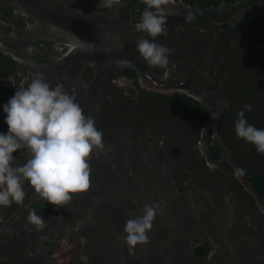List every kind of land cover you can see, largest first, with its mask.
I'll list each match as a JSON object with an SVG mask.
<instances>
[{"label": "flooded vegetation", "instance_id": "1", "mask_svg": "<svg viewBox=\"0 0 264 264\" xmlns=\"http://www.w3.org/2000/svg\"><path fill=\"white\" fill-rule=\"evenodd\" d=\"M75 1L81 3L75 4ZM144 7L142 0H121V4L112 7H105L104 0H0V32L9 27L19 32L16 29L21 17L25 33L22 34L24 42L21 48L28 57L36 55V60L30 59L26 65L0 49V133L8 131L3 105L14 95L15 86L19 88L24 80L21 79L20 65L27 71L26 78L32 79L39 74L48 81L60 80L58 85L64 89V83L71 86L68 74L77 62L84 67L78 70L79 73L83 71L84 80L95 76L97 80L115 78L113 82L116 85L122 83L123 96H113L112 99H117L119 104L133 95L131 99L148 109L152 117L154 111L157 113L158 117L155 115V118L158 121H161L159 115L171 116L173 112L203 121L204 126L198 133L200 144L198 140L197 145L203 161L213 164V167L229 166L244 181L240 192L243 205L249 211L260 205L264 211V197L252 188L244 169L231 156L219 136L221 122L225 124L228 120L233 123L237 117L234 112L236 107L229 105L231 96L220 66H226L223 58L237 45L235 35L264 33V0H175L174 4L166 6V35L157 37L155 42L170 49L167 75L164 69L150 66L136 51L137 40L152 39L146 33L134 29V23L138 22ZM35 12L39 13L42 20L33 26L31 34L29 30L33 25L31 19H36ZM50 31L56 37L62 34L66 38L67 33L74 32L76 38L82 41L68 48L66 38L56 39L61 42L60 46L66 48L65 51L60 48L61 54L56 57V45L51 49L45 37ZM43 44L46 47L44 53H40ZM93 63L99 68L98 71L92 66ZM105 68L112 69L107 72ZM112 70L114 73H111ZM256 86L252 88L253 91L261 89L260 84ZM127 87L133 93L126 90ZM106 92L111 93L109 85ZM179 94L190 100V113L173 105V98ZM112 108L109 103L107 106L91 107L87 116L96 119L99 113L106 118ZM212 115L218 119H213ZM245 116L249 123L264 127V116L251 113H245ZM207 126H211V134L205 130ZM146 129L140 125V130ZM161 129L158 137L151 133L153 137L134 135L131 140H124L128 146L123 151L125 163L119 167V160L115 158L114 165L108 168V175L119 178L122 175L119 170L128 171L131 164L135 183L139 177L145 179L148 174L159 180L171 175L173 164L181 169L183 162H196L198 156L193 153L195 145L192 146L196 130H187V145L183 149L184 134L174 130L170 123ZM124 132L123 128L116 129L119 136L124 135ZM211 146L218 147L217 155L210 149ZM252 148L256 151L254 146ZM136 154L140 155L137 162L142 164L139 168L134 160ZM13 155L18 166L23 165L28 158L23 151ZM180 157L181 161L177 162ZM256 157L260 161V155L256 154ZM256 167L264 173L261 166ZM145 186L150 187L148 184ZM167 188L165 186V190ZM32 191L26 184L22 205L13 203L7 207L0 206V264H54L48 262L46 254H51L53 240L60 237L62 230L44 217L43 229L38 230L29 222L30 212L38 214L43 206L42 199ZM29 195H32L31 199H28ZM145 204L136 209L127 207L122 211L115 208V213L111 212L112 216L105 221L98 219L96 224H92L94 219L90 220L91 224H76V229L67 231L69 247L63 251L66 258L56 264H84L78 260L77 254L86 256L87 264H260L261 258H264V222L257 224L255 246L245 240V236L248 238L245 232L241 241L231 244V251H228L223 240L227 231L223 234L218 219L205 218L208 214L203 210L195 211L191 201L184 205L158 203L155 195L148 202L159 206L153 228L148 232L149 242L137 245L130 252L124 243L122 227L127 219L142 215ZM110 205V202L102 204L101 209L105 207L108 210ZM236 232V229H232L233 234ZM205 243L207 252L199 254V247ZM260 251H263V255L258 256ZM232 255L233 258L230 257Z\"/></svg>", "mask_w": 264, "mask_h": 264}, {"label": "rangeland", "instance_id": "2", "mask_svg": "<svg viewBox=\"0 0 264 264\" xmlns=\"http://www.w3.org/2000/svg\"><path fill=\"white\" fill-rule=\"evenodd\" d=\"M73 3L80 4L81 2L75 1ZM34 16L36 19H31V24L33 25L29 30L31 34L34 31L33 26H36L42 20L38 12H35ZM21 20L22 18L20 17L19 27L16 29L19 32L12 31L11 27L0 32V49L9 53L19 62L21 61L27 65L30 59L36 60V55L28 57L21 48V44L24 42L22 34H25ZM50 24L52 25V22ZM82 28L81 30H84ZM67 34V38L66 35L62 34V36L56 37L50 31L48 36H45L46 41L51 45V49L53 45H56V57L61 54L59 51L60 48L63 51L66 49L60 46L59 43L61 42L56 41V39L61 37L66 38L68 40L66 41L68 48H72L73 45L80 44L82 41L76 38L77 34L74 32ZM235 38H237V45L235 44L230 54H227L223 58L226 66L222 67V64L220 66L226 76L227 89H229L231 96L229 98V105L236 107L235 113L243 110L245 105H247L250 107V111L246 110L245 113L264 116V33L248 36L235 35ZM93 41L95 42L96 40L93 39ZM40 42L43 43L44 41ZM100 43L102 45V41ZM45 47L46 45L43 44L40 53H44ZM77 64L76 62L73 66V71L68 74L72 82L71 86L64 83V90L75 96L76 102L82 107L85 115L90 112L91 107L97 108L100 105L107 106L109 103L113 108L109 111V115L106 118L100 116L98 113V116L94 119L95 126L104 134V149L94 152L90 160V189L83 193L74 194L70 203L65 207H55L47 201L42 200L43 206L39 210L38 215L41 214L49 223L56 225V228H61L62 230L60 233L61 238L59 237L57 240H53L54 247L50 250L51 254H46L48 262L56 264L57 261L66 258V254H63V251L69 247L66 241L67 231L76 229L78 227L76 224H81L82 222L90 223L92 219H94L92 224L98 223V219L105 221L112 216L111 212L115 213L113 211L115 208H120V211L127 207L136 209L144 203L148 204L154 195L158 203L184 205L186 202L189 204V201H191L195 211L203 210V212L208 214L205 218L211 217L212 220L218 219L223 234L227 231V235L223 236L226 250L231 251V244L240 242L245 232L248 233V238L246 236L244 237L245 240L255 246V243L257 244V239L255 238L257 224L264 222V211H262L260 205L255 206L253 211H249L243 205L240 192L244 187V181L236 176L229 169V166L225 168L223 166L213 167V164H206L205 160L203 161L201 151L197 147L199 134L204 126L203 121H198L196 117H194L196 120L191 117L186 118L180 114H175V112L171 116L169 114L168 116L166 115V117L159 115L161 121H158L155 118V115L158 117L157 113L154 111L155 115L152 117L148 109H145L141 104H137L134 99H131L134 98L133 95L124 99L119 104L117 99H112L113 96L119 98L123 96L122 83H117V86L116 82H113L115 78H101L97 80L95 76L84 80L83 71L80 73L78 71L79 67L82 66L79 64L78 66ZM92 66L98 71L99 68L96 64L93 63ZM19 68L22 69L21 79L26 78V69L21 65ZM110 69L112 68H105L107 72ZM111 73H114L113 70ZM30 80L31 78H28V82ZM45 80L53 87L60 83V80ZM124 84L127 85V83ZM257 84L261 85V89L256 88L253 91L252 88H255ZM108 85L111 93L106 92ZM126 90L133 93L131 88L127 87ZM168 123L171 124L174 130L180 134H184L182 136L183 149L187 145L185 144L187 130H196L192 138V146L195 145V148L193 147V153L198 156L196 162H183L181 169H179L177 164H173L174 167L171 175L168 178H160L159 180L152 174H148L145 179L139 177V180L135 183L133 176L134 167L131 164L129 165L128 171L119 170L122 174L119 178L108 175L110 171L108 168L113 164L115 158L119 160V167L125 163L123 151L128 146L124 140H131L134 135L148 138L153 137V134L154 137H158L162 131L161 127L166 126ZM140 125L147 127V129L140 130ZM117 128H123L125 130L124 135L119 136L116 133ZM206 129L211 134V126H207ZM219 136L226 144L231 156L236 159V162L242 169L247 170L257 165L261 166L262 170L264 169V154H258L257 151L253 150L252 144L246 143L243 139L237 137L234 131V122L232 123L228 120L225 124L221 122ZM231 143H234L235 146ZM256 154L258 156L260 155V161H258ZM139 157V154L134 156L137 168L142 166L139 161L137 162ZM181 159L182 157L176 161L179 162ZM145 184H148L150 187L147 188ZM165 186L168 187L166 190ZM31 196L29 195L28 199H31ZM109 202L111 205L108 210L105 207L101 209L102 204ZM262 228L264 230V224ZM232 229L237 230L236 234L232 233ZM122 231H124L123 227ZM262 234L264 235V231ZM220 236L222 238V235ZM263 251H260L258 256L263 255ZM249 255L252 256L254 254ZM76 256H78L79 261L82 260V263L87 264L88 259H86V256L82 254H77ZM230 257L233 258V255ZM31 264H34V262ZM260 264H264V258H261Z\"/></svg>", "mask_w": 264, "mask_h": 264}, {"label": "clouds", "instance_id": "3", "mask_svg": "<svg viewBox=\"0 0 264 264\" xmlns=\"http://www.w3.org/2000/svg\"><path fill=\"white\" fill-rule=\"evenodd\" d=\"M142 3L145 7L134 29L152 39L137 40L136 51L150 66L164 69L167 75L170 49L155 40L166 35V6L175 0ZM119 4L121 0H104L105 7ZM15 89L3 105L8 131L0 133V206L22 205L27 184L43 201L65 207L74 194L90 189V160L94 152L104 149L103 133L95 126L94 118L85 115L74 95L61 85L51 86L42 75H34L30 82L24 78ZM246 110L250 111L247 105L237 113L234 131L257 153L264 154V128L249 123ZM18 151L26 152L28 157L19 166L13 155ZM158 209V205L145 204L142 215L125 221L124 243L130 252L149 242L148 232ZM28 220L38 230L45 227V219L35 211L30 212Z\"/></svg>", "mask_w": 264, "mask_h": 264}, {"label": "trees", "instance_id": "4", "mask_svg": "<svg viewBox=\"0 0 264 264\" xmlns=\"http://www.w3.org/2000/svg\"><path fill=\"white\" fill-rule=\"evenodd\" d=\"M139 5V4H138ZM133 6V5H131ZM263 14H264V8ZM173 105L179 106L181 109H183L186 113H190L191 103L190 100L186 99L184 95L179 94V96L173 98ZM192 101V100H191ZM210 149L215 152L217 155L219 152V149L217 146H211ZM245 174H247V178L251 183L252 188L262 197H264V173L261 172V170L257 167H251L247 170H243ZM208 250L207 244H203L199 247V254H205Z\"/></svg>", "mask_w": 264, "mask_h": 264}]
</instances>
